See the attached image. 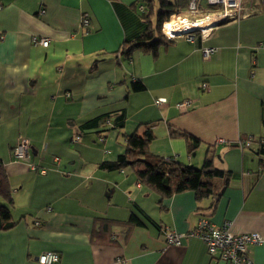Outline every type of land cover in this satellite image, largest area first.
<instances>
[{
    "label": "crops",
    "instance_id": "0c3cea01",
    "mask_svg": "<svg viewBox=\"0 0 264 264\" xmlns=\"http://www.w3.org/2000/svg\"><path fill=\"white\" fill-rule=\"evenodd\" d=\"M140 6L0 0V166L10 193L0 206L16 223L0 231V264H38L43 252L57 253V264H224L188 235L201 219L259 234L262 242L248 251L264 264V154L257 152L264 139V0H242L238 18L216 22L202 38L177 37L126 56L124 43L146 29ZM202 8L211 18L219 14ZM205 47L216 48L207 60ZM134 82L144 90L132 92ZM183 102L189 105L178 108ZM147 127L152 155L197 169L211 158L228 172L220 195L198 200L188 191L160 201L130 169L101 168L124 153L122 136H142ZM187 136L198 140L195 150ZM18 139L28 142L37 170L13 159ZM243 139L250 147H238ZM132 216L139 225L128 224ZM165 231L186 234L181 246L168 245Z\"/></svg>",
    "mask_w": 264,
    "mask_h": 264
},
{
    "label": "trees",
    "instance_id": "16d2710c",
    "mask_svg": "<svg viewBox=\"0 0 264 264\" xmlns=\"http://www.w3.org/2000/svg\"><path fill=\"white\" fill-rule=\"evenodd\" d=\"M190 0H139L143 3V19L146 23L144 32L134 41L125 42L122 46L123 54L129 56L133 49H141L146 52H153L159 43L166 42L161 32V26L173 15L186 10ZM210 7V6H209ZM144 87L139 82L132 83V92H141ZM94 122V121H93ZM107 121H104V125ZM121 120L115 126L122 127ZM106 126H108L106 124ZM110 128V126H108ZM112 127V126H111ZM114 127V125H113ZM112 127V128H113ZM172 137L179 133L170 129ZM184 135V134H181ZM124 138V153L113 162H106L101 168L106 171H122L130 169L134 172L139 184L153 191L158 195L160 201L168 199L183 192H194L196 199L201 200L210 196L218 197L222 188L226 186L229 173L217 170L213 167L211 158H206L200 168L182 166L172 160H166L152 155L149 152V144L153 139L150 128H146L142 136L136 133L122 136ZM189 145L195 150L198 140L192 137ZM246 139L238 143L239 148H245ZM257 152L264 154V139L257 142ZM9 190L6 177L0 166V198L9 200ZM7 209L0 206V231H7L15 226ZM130 225H139L132 216L128 221Z\"/></svg>",
    "mask_w": 264,
    "mask_h": 264
},
{
    "label": "built area",
    "instance_id": "2783aa9c",
    "mask_svg": "<svg viewBox=\"0 0 264 264\" xmlns=\"http://www.w3.org/2000/svg\"><path fill=\"white\" fill-rule=\"evenodd\" d=\"M242 0H190L185 12L178 14L183 16L181 20L187 22H196L200 19L210 18L206 15L202 6L219 7V14L216 15V20L221 22L223 20H231L239 17L241 11ZM143 10L144 7L140 6ZM43 13V12H42ZM177 15V16H178ZM196 16H203L200 19H193ZM215 18V17H214ZM89 24L87 18H82L81 25L86 27ZM165 23L161 26V32L166 40H173L177 37H182L188 42L194 40V35L197 34L201 38L207 29H195L186 32H179L173 28L165 29ZM34 44H39L42 47L48 46V40L37 38L32 39ZM216 51V48L205 47L202 48V56L204 60L209 59ZM202 88L206 89V84H202ZM163 99L156 100V104H163ZM189 102H183L177 107L186 108ZM111 126L109 122L106 123ZM79 138L72 140L75 143ZM103 141V139H100ZM251 139H246L244 147H250ZM12 156L16 162L26 163L28 168L32 171L37 170V167L29 161V144L24 139H18L12 148ZM44 173L43 170L40 171ZM232 223L230 221L223 222L220 226H215L206 220H199L194 230L188 235L195 236L202 240L206 246L208 255L215 260L222 261L224 264H254L250 255L249 248L253 245H258L262 242V238L257 233H240L236 234L231 231ZM186 234H177L174 232L165 231V240L168 245L181 246L182 240ZM59 255L55 252H43L37 257L38 264H57L59 262Z\"/></svg>",
    "mask_w": 264,
    "mask_h": 264
},
{
    "label": "bare ground",
    "instance_id": "6f19581e",
    "mask_svg": "<svg viewBox=\"0 0 264 264\" xmlns=\"http://www.w3.org/2000/svg\"><path fill=\"white\" fill-rule=\"evenodd\" d=\"M218 22L216 18L200 19L196 22H187L181 19L172 18L165 22L164 28H173L179 30V32H186L195 29H208Z\"/></svg>",
    "mask_w": 264,
    "mask_h": 264
},
{
    "label": "rangeland",
    "instance_id": "374dc122",
    "mask_svg": "<svg viewBox=\"0 0 264 264\" xmlns=\"http://www.w3.org/2000/svg\"><path fill=\"white\" fill-rule=\"evenodd\" d=\"M220 11V8L217 6V7H208L207 6V12H209V13H218ZM178 14H176V15H173L170 19H172V18H177V19H182V18H184L183 16H177ZM203 18V16H196V17H193V19H200V18ZM169 19V20H170Z\"/></svg>",
    "mask_w": 264,
    "mask_h": 264
}]
</instances>
